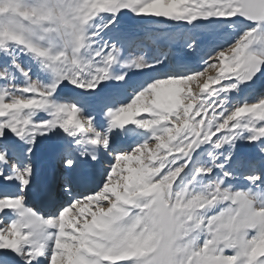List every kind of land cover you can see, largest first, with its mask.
Wrapping results in <instances>:
<instances>
[{
  "label": "rangeland",
  "instance_id": "obj_1",
  "mask_svg": "<svg viewBox=\"0 0 264 264\" xmlns=\"http://www.w3.org/2000/svg\"><path fill=\"white\" fill-rule=\"evenodd\" d=\"M0 264H264V0H0Z\"/></svg>",
  "mask_w": 264,
  "mask_h": 264
},
{
  "label": "bare ground",
  "instance_id": "obj_2",
  "mask_svg": "<svg viewBox=\"0 0 264 264\" xmlns=\"http://www.w3.org/2000/svg\"><path fill=\"white\" fill-rule=\"evenodd\" d=\"M143 45H141V47H142ZM144 46H145V44H144ZM146 49V48H145ZM188 64H190V63H186V64H184V65H182L183 66V68L184 69H190V67H189V65ZM178 66V65H172V69L174 68V69H177L176 67ZM191 66V65H190ZM181 67V66H180ZM182 68V67H181ZM171 69V70H172ZM164 70V69H163ZM178 70V69H177ZM161 72V71H160ZM174 72H175V70H174ZM74 95V94H73ZM76 95V94H75ZM73 98H75V97H73ZM55 138V137H54ZM127 146H129L128 144H127ZM83 152V151H82ZM118 152V151H117ZM122 155V154H121ZM116 156H119V153L116 155ZM19 159H20V157H19ZM82 160V163H84L85 162V158H83V159H81ZM71 161V157L69 156L68 158H66V160L65 159H63V160H61V161H59L58 159H54L53 160V163L55 164V165H58L59 166V162H61L62 164L63 163H66V162H70ZM79 162V161H78ZM81 162V161H80ZM8 163V162H7ZM52 163V161L50 160L49 162H48V164H46V171H48V173H47V175H48V178H49V182L50 181H52V183L55 181L54 180V176L55 175H53V170L52 169H54L53 167H54V164ZM78 164V163H77ZM85 165V164H84ZM75 166V165H74ZM74 166H72V167H74ZM85 166H87V165H85ZM85 166H78V168H74L72 171V174L73 173H75L74 174V177L75 178H71L70 179V182H72L73 184H74V186L75 187H81V188H83V189H92L94 186H96V185H100L101 184V182H102V179H101V176L99 175V174H97L96 173V175L94 176V172H92V174H93V176H92V178H90V181H88V182H85V181H83V180H86V178H87V176H89V171H85L84 172V167ZM99 167L100 165L99 164H96L95 165V167ZM93 167V166H92ZM9 168H11V166H9ZM57 168V167H56ZM13 169V168H12ZM89 169V168H88ZM93 170V169H92ZM96 170V169H95ZM13 171V170H12ZM58 172V171H57ZM91 172V171H90ZM50 174L52 175V177H50ZM58 175H59V173H57ZM56 174V175H57ZM71 176H73V175H71ZM91 177V176H90ZM47 178V179H48ZM64 184V183H63ZM68 185V184H67ZM66 185V186H67ZM52 185H50V186H46V188L47 189H49L50 187H51ZM44 190H39V197H41L42 195H43V192ZM6 192V191H5ZM7 192H14V191H7ZM36 193V192H35ZM50 194V193H49ZM32 195V197H33V194H31ZM71 197V196H70ZM73 197V196H72ZM39 199V198H38ZM96 200V199H95ZM94 200V201H95ZM30 201H32L33 202V198L31 199V200H29V202ZM48 201H52V203H53V201H55L54 200V197L53 196H49V198H48V200H46V202H48ZM92 202V201H91ZM90 205V204H89ZM32 218L35 220V221H41V220H44V218H38V217H36L35 215L34 216H32ZM39 223V222H38Z\"/></svg>",
  "mask_w": 264,
  "mask_h": 264
}]
</instances>
